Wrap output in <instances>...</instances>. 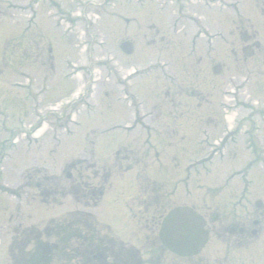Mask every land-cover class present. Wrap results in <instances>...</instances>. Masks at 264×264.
I'll use <instances>...</instances> for the list:
<instances>
[{
  "label": "rangeland",
  "instance_id": "374dc122",
  "mask_svg": "<svg viewBox=\"0 0 264 264\" xmlns=\"http://www.w3.org/2000/svg\"><path fill=\"white\" fill-rule=\"evenodd\" d=\"M54 1L0 0V264L24 229L73 209L98 224L92 240L50 264H80L105 225L151 245V264H264V0ZM149 65L129 109L117 82ZM188 211L189 249L166 251L167 219Z\"/></svg>",
  "mask_w": 264,
  "mask_h": 264
},
{
  "label": "trees",
  "instance_id": "16d2710c",
  "mask_svg": "<svg viewBox=\"0 0 264 264\" xmlns=\"http://www.w3.org/2000/svg\"><path fill=\"white\" fill-rule=\"evenodd\" d=\"M192 215L189 214L188 216L184 217V221L182 220L183 224L181 229L182 231L184 229L183 232L187 234L188 232L193 233L197 228V224L195 223L194 217ZM93 222L94 221L91 220L89 216L72 214L66 216L61 221L59 220L58 222L55 221L54 223H51L46 230L47 237L49 236V231L52 229V227H54L51 230L52 234L56 237L61 245L56 246V248L47 246L46 249H43L41 252H39L37 259L40 257V261L44 264L52 259L53 254L56 252L57 254L55 255V258L59 260L66 259L65 254L70 250L69 244L67 243L70 242V239H72L74 235H76V237L78 236V239L81 240V243H87L88 241L92 240V233L97 228V225L95 227ZM187 229L189 230L187 231ZM114 244L117 243L113 238H110L109 240L100 239L97 241V245L89 244L87 248L86 246H83V249L78 250L77 254L81 256L83 255V260L87 261L89 260L90 256L100 253V259L93 261V264H132V260L135 258V253L124 246L121 247L119 245H115L113 247ZM108 259H110V261H108Z\"/></svg>",
  "mask_w": 264,
  "mask_h": 264
},
{
  "label": "flooded vegetation",
  "instance_id": "af4514ba",
  "mask_svg": "<svg viewBox=\"0 0 264 264\" xmlns=\"http://www.w3.org/2000/svg\"><path fill=\"white\" fill-rule=\"evenodd\" d=\"M247 36V35H246ZM245 36V40H248V37H246ZM194 43V42H193ZM253 46H255V47H260V44H259V42H254L253 43ZM80 193L82 194V191H81V188H80ZM82 197L83 198H86V193H83L82 194ZM16 233L18 232L17 230L15 231ZM33 233H35V231L33 230ZM25 241H27V242H29V239H20V240H17V239H14L12 242V247L14 248V249H17V248H19V247H25V245L27 244V242H25ZM31 242V241H30ZM15 256H17V255H15ZM17 257H19V256H17Z\"/></svg>",
  "mask_w": 264,
  "mask_h": 264
},
{
  "label": "bare ground",
  "instance_id": "6f19581e",
  "mask_svg": "<svg viewBox=\"0 0 264 264\" xmlns=\"http://www.w3.org/2000/svg\"><path fill=\"white\" fill-rule=\"evenodd\" d=\"M133 71H134V70H133ZM133 71H132V72H133Z\"/></svg>",
  "mask_w": 264,
  "mask_h": 264
},
{
  "label": "water",
  "instance_id": "95a60500",
  "mask_svg": "<svg viewBox=\"0 0 264 264\" xmlns=\"http://www.w3.org/2000/svg\"><path fill=\"white\" fill-rule=\"evenodd\" d=\"M129 51V50H128Z\"/></svg>",
  "mask_w": 264,
  "mask_h": 264
}]
</instances>
